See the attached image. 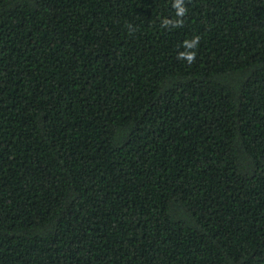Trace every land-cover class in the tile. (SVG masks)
I'll return each mask as SVG.
<instances>
[{
	"label": "trees",
	"instance_id": "16d2710c",
	"mask_svg": "<svg viewBox=\"0 0 264 264\" xmlns=\"http://www.w3.org/2000/svg\"><path fill=\"white\" fill-rule=\"evenodd\" d=\"M172 2L0 0V264H264V0Z\"/></svg>",
	"mask_w": 264,
	"mask_h": 264
},
{
	"label": "clouds",
	"instance_id": "9594fccd",
	"mask_svg": "<svg viewBox=\"0 0 264 264\" xmlns=\"http://www.w3.org/2000/svg\"><path fill=\"white\" fill-rule=\"evenodd\" d=\"M171 6L173 9H175V15L177 19L173 20L165 17L162 19L161 26L164 28H168L169 26H171V28L182 27L183 17H185L188 11L187 7L185 6V0H173ZM199 41L200 37L198 35L192 37L190 40L186 39L183 42L185 51L179 52L177 58L186 60L189 64L194 63L196 58V52L194 49L198 45Z\"/></svg>",
	"mask_w": 264,
	"mask_h": 264
}]
</instances>
